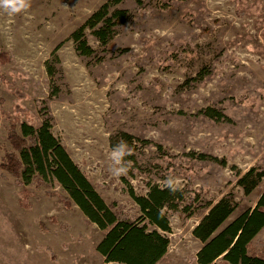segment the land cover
I'll return each mask as SVG.
<instances>
[{
	"label": "rangeland",
	"instance_id": "374dc122",
	"mask_svg": "<svg viewBox=\"0 0 264 264\" xmlns=\"http://www.w3.org/2000/svg\"><path fill=\"white\" fill-rule=\"evenodd\" d=\"M109 1L30 0L15 15L0 9V165L13 149L10 118L20 126L50 117L54 135L120 217L142 215L131 188L145 195L172 177L189 211L163 209L172 229L157 264H198L202 243L192 231L209 203L230 196L240 211L255 206L264 187L246 194L237 183L264 167V0H122L111 10L128 9L132 19L106 44L87 28L95 52L81 54L72 33ZM208 107L229 119L208 117ZM123 132L134 137L133 154L127 175L115 177L110 153ZM27 189L26 198L0 166V264H121L98 251L104 232L78 205H64L56 181Z\"/></svg>",
	"mask_w": 264,
	"mask_h": 264
},
{
	"label": "trees",
	"instance_id": "16d2710c",
	"mask_svg": "<svg viewBox=\"0 0 264 264\" xmlns=\"http://www.w3.org/2000/svg\"><path fill=\"white\" fill-rule=\"evenodd\" d=\"M121 1L104 3L72 33L81 54L91 56L95 52L89 44L87 28L106 44L117 24L132 19L128 9L111 10L113 4ZM5 55L0 53V58ZM9 87L16 95L25 96L14 84ZM203 112L215 120L229 119L216 108L208 107ZM10 119L8 138L13 149L6 151L0 166L16 177L26 198L29 196L27 186L32 182L56 181L65 193L60 195L64 205L68 208L78 205L104 232L97 249L108 262L157 264L167 254L170 239L166 233L172 228L163 209L189 211V207L183 205L186 192L182 188L173 193L165 186L150 184L145 195H138L131 188L130 194L140 206L142 215L137 220L120 217L54 135L50 117L42 119L38 125L23 122L20 126ZM122 135L126 144H133V135L127 132ZM199 157L209 156L201 153ZM226 162L225 159L222 161L223 164ZM237 183L246 194H251L264 183V167L249 168L239 175ZM239 208L240 203L230 196L209 203L207 213L192 231L202 243L196 254L198 264H264V187L255 206L240 211ZM42 227L46 229L44 224Z\"/></svg>",
	"mask_w": 264,
	"mask_h": 264
},
{
	"label": "clouds",
	"instance_id": "9594fccd",
	"mask_svg": "<svg viewBox=\"0 0 264 264\" xmlns=\"http://www.w3.org/2000/svg\"><path fill=\"white\" fill-rule=\"evenodd\" d=\"M31 7L30 0H0V9H3L9 15L26 12ZM132 149L121 141L110 153L112 166L110 172L113 176L119 177L127 175L131 161H125L126 156L132 155ZM169 191L175 193L179 190V181L169 177L164 185Z\"/></svg>",
	"mask_w": 264,
	"mask_h": 264
}]
</instances>
